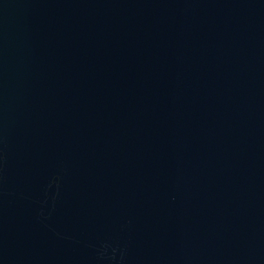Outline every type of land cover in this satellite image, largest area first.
Segmentation results:
<instances>
[{
  "label": "water",
  "instance_id": "1",
  "mask_svg": "<svg viewBox=\"0 0 264 264\" xmlns=\"http://www.w3.org/2000/svg\"><path fill=\"white\" fill-rule=\"evenodd\" d=\"M0 264H264V0H0Z\"/></svg>",
  "mask_w": 264,
  "mask_h": 264
}]
</instances>
